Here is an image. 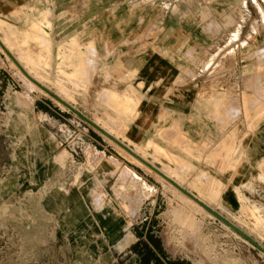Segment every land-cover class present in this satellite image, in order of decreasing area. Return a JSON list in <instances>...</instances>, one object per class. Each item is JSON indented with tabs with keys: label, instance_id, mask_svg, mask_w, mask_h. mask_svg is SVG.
<instances>
[{
	"label": "rangeland",
	"instance_id": "374dc122",
	"mask_svg": "<svg viewBox=\"0 0 264 264\" xmlns=\"http://www.w3.org/2000/svg\"><path fill=\"white\" fill-rule=\"evenodd\" d=\"M109 1L41 0L36 10L24 9L26 2L5 14L6 1L0 0L1 17L10 24L0 17V264H140L125 248L135 240V228L152 219L157 222L155 239L172 259L264 264V158L251 157L255 146L264 145V0H125L129 17L118 21L119 0ZM46 15L52 26L46 19L42 25L49 35L31 26L34 34L17 42L15 50L10 40L17 41ZM127 30L137 34L134 40L109 41ZM98 33L100 45L108 46L101 53H95ZM43 36L53 43L52 78L63 74L62 64L55 68L59 44L75 36L83 49L85 68L67 84L70 92L52 89L67 103L34 88L14 64L16 56L30 72L43 63L49 67L46 59L30 57L33 48L43 47ZM65 49L60 47L62 62ZM151 54L164 59L157 64L151 60L155 74L150 79L140 67ZM167 70L178 74L167 75ZM163 76L171 82L170 105L164 106L170 108L187 85L189 113L207 116L225 138L221 143L196 147L168 138L169 114L166 123L151 125L152 130L161 127L158 141L165 148L134 136L145 103ZM108 90L130 95L124 99ZM41 102L50 113L37 108ZM212 107L223 114L212 113ZM235 108L239 114L234 116L230 111ZM106 124L113 134H107ZM89 150L119 166L109 164L113 172L99 173L88 163ZM44 151L47 156L38 165ZM123 167L135 175L122 178ZM130 178L139 185L131 186ZM86 184L92 201L98 195L116 199L120 184L126 188L116 190L117 198L121 190L135 199L143 196L136 217L124 214V224L109 226L100 219L104 226L68 235L65 212L47 211L43 199Z\"/></svg>",
	"mask_w": 264,
	"mask_h": 264
},
{
	"label": "crops",
	"instance_id": "0c3cea01",
	"mask_svg": "<svg viewBox=\"0 0 264 264\" xmlns=\"http://www.w3.org/2000/svg\"><path fill=\"white\" fill-rule=\"evenodd\" d=\"M5 1H6V6L3 9L5 14L12 12V8L14 6H17V5L20 6L26 2H27L26 8H24V9H29V10H36L37 7L39 6V4L41 3V0H5ZM28 2H30V3H28ZM110 2L111 1L107 0L106 5H108ZM117 5L119 6V13H118L116 20L117 21L118 20H124L125 18L128 19L129 16L127 14V11L130 10V8H129L130 4H128L125 0H119ZM67 8L69 10V6ZM0 12H2V11L0 10ZM19 12H21V11H19ZM0 17H1V14H0ZM45 19L47 21H49L50 26H52V20H51L49 15L44 16L39 21L33 22L30 25V27L26 31L23 32V33H25V35L22 34V36H20L17 41L15 39L10 40L11 45H13V48L15 46L14 49L15 50L17 49L16 48L17 42L21 44V43H25L28 39H30L32 37V35L34 34L33 28L36 25L39 27V30L43 29L44 33H47L49 35V33L45 30L46 26L42 25L43 20H45ZM138 19L139 18H137V20ZM1 21L7 23L10 26V24L6 20H4L3 18L1 19ZM164 21H169L170 24L173 23L172 18H165L164 17ZM31 26H33V28ZM104 26L106 28L108 27L107 20L105 21ZM116 26H117V24H116ZM26 35H29V38ZM136 35H137L136 33H133L132 31L129 32V30H127L125 34H116V36L111 35V39L109 41L110 42L114 41L116 43L130 42L136 38L135 37ZM101 36H102L101 33H98L96 35L95 53L96 52L101 53L104 49L108 48L107 45H105L103 47L100 45ZM42 38H43L42 39L43 47L40 46L38 48H33L31 50V56L30 57L36 58V60L39 59L40 57L43 59H46L47 60L46 64H48L49 67H45V65H44L45 63H43L42 67L40 69H38L36 72L35 71L30 72L28 68H26L19 60H17L16 56L14 58V61H16L21 66V68L23 70L20 67H18L16 62H14V64L19 68L22 75L25 76L30 82H32V81L27 77V75L32 80H34L37 84H39L41 86V88H40L32 82L35 86L38 87V89L42 90L43 92H45V90L52 92L57 97H59V95L55 91H53L52 89L53 88L56 90H62L63 89V90L69 91L67 84L70 82L73 83L75 81V79L80 74H82V72L85 68L84 67L85 64L83 62V58H84L83 57V49L81 48V45L78 43V38L75 36L73 38H71V40H68L65 43L59 44L58 53L56 55L57 60L55 63V66H56L55 68H56V70H58L59 65L62 64L63 74L58 75L59 73L57 71L58 74L56 75V77L52 78L50 73H49L48 68L51 67L52 62H53V43H52V40L50 39L49 36H47V37L43 36ZM46 38L48 39V42L51 45L50 48H47ZM247 40L249 41V39H247ZM244 42H246V40H244ZM154 43H156V42H154ZM4 45H5L6 50H8L5 43H4ZM62 46L66 47L65 54L63 55L67 59L65 62H62V60L60 58L61 57L60 56V47H62ZM11 53H13V52H11ZM219 55H220L219 52L214 54L215 58H214V61L212 63V67L216 66L215 62H217V60L219 59ZM146 59H147L146 64L144 65V63H143L142 64L143 66L140 67L141 71L140 70L139 71L142 72V74H144V75L150 76V75L155 74L154 72H152L153 71L152 63L154 62L155 64H157L156 61H159L160 59L163 60L164 58L162 57L161 54H157V55L151 54V55L147 56ZM151 60H153V62H151ZM149 61H150V64H149ZM161 67L162 66H158L157 68H161ZM217 67L219 68V66H217ZM164 73H165V71H163L162 74H164ZM171 73L172 74L173 73L178 74V72L176 70L175 71L167 70L166 74L170 75ZM34 74L36 75L35 78H34ZM150 79H151V76H150ZM37 80H39V81H37ZM43 83H52L53 85L50 86V88H49V87H46ZM60 85H63V86H60ZM154 90L156 91V93L153 95H150V97L147 99V101L145 103L146 106L144 107V110L142 112V118L139 119V125L138 126L133 125V127L137 126L135 128L136 131L134 130V132H137V134H134V136H138L140 139L144 138L145 144L153 142V143L160 144L164 148H165V146H167V144L165 142L158 141L159 130L161 127L159 126V127L155 128V130H152L153 128L151 129L152 123H155V122L156 123L171 122L169 125L166 124V126H165L168 129V135L166 134L168 136V138L185 139V140H187L188 143H190L191 145H195V146L197 143H199L200 145H203V144L209 145V143H214L217 141L221 143V141L225 139L224 137L221 138V132H220L219 128L214 126L212 121L209 122L207 116H205L203 114L195 115V114L189 113L188 105H189L190 101L188 99V86L187 85L179 89V94L174 96V98H173L174 102L170 108L165 107L167 105L164 106V103L167 102V97H166V96H168L167 92L171 90V82H169V78H166L163 76L159 80V82H157L155 84ZM108 91L112 92L113 94H116V95L120 94L119 95L120 97L123 95H126V96L130 95V93L121 94L116 90H108ZM59 98L61 99V97H59ZM133 99H134V97H133ZM65 103H67V102H65ZM41 104H43L49 108V106L46 103L41 102ZM167 104L170 105L169 100H168ZM193 107H195V105ZM219 107H222V104H219ZM37 108H38V106H37ZM49 110L51 112L52 109L49 108ZM211 112L218 114L220 116H221V114H223L222 111L215 110L214 107H212ZM230 113L234 114V116H235V114H239V109L235 108V109H233V111H230ZM165 114L171 115L172 119L166 121ZM191 117H193V118L191 121H189V119ZM192 122H194V123L195 122L196 123L201 122L203 125L200 128L197 125L194 126ZM102 123H104V122L102 121ZM95 124L97 125L96 121H95ZM106 125L108 127H112L111 125H108V124H106ZM146 125H150V128L145 129ZM170 129H173V130H171L172 132H169ZM263 132L264 131H262L261 133H263ZM260 138H261V136H260ZM261 139H264V138H261ZM255 148H257V149L254 150V152H252L251 157L252 156L260 157V160L262 158H264V145H261V146L257 145L254 147V149ZM166 149H169V148H166ZM248 153L249 152L247 151V154ZM178 154L183 155L181 152ZM41 155L42 156L37 161L38 165H40L47 156L45 151ZM88 163H89V165H95L96 166L95 168L97 169V171L103 175H106L109 171L110 172L114 171L113 169H111L109 167L110 166L109 164L119 166V163L117 161H115L114 159L105 158L101 153L93 152L91 150H89V152H88ZM63 164H64V162L61 164V166H63ZM248 166H249V168H254L255 165H254V163L249 162ZM126 169H127V171L130 170L126 167H123L121 177L128 175V174H124ZM248 170L249 169H246L245 172H248ZM130 171L133 173L130 176H132V175L134 176L135 173L132 170H130ZM129 180H130L131 186L137 187L139 185V182H137L136 180H134V179H129ZM137 180H140V179L137 178ZM134 181H136V182H134ZM88 186H90V185L86 184L85 187L84 186L83 187L78 186V187L74 188L73 190L67 192L66 194H61L59 192H55V193H52L50 195H47L43 199V206L47 211L54 212V213L61 212V211L65 212V220H66L67 225H68V235L72 236L75 233H81L87 228L88 229L89 228L97 229V228H100L104 225L109 226V225L124 224L123 220H122L124 214H128L132 220L136 217L137 210L139 209V207L141 205L143 196L142 197L139 196L135 199L133 196L129 195L128 192H126L128 190H121V192H119V194L121 195V198L120 199L117 198L116 190H120L121 188L123 189L124 187L126 188L125 185L120 184L115 189L116 199L111 198V199L106 200L105 197L98 195L92 201V198L89 197V195H88V189L89 188H86ZM62 199H64L65 203L62 202ZM156 201H157V199L153 200V202H155V203H156ZM154 217L157 218V215H154ZM100 219L105 221L104 225L100 224ZM78 226H79V230L77 229ZM134 237H135V240L125 249L131 247L133 244H135L138 241L137 236L134 235ZM127 243H128V241H125L121 244V246L123 247ZM89 263L90 262H88L87 264H89Z\"/></svg>",
	"mask_w": 264,
	"mask_h": 264
},
{
	"label": "trees",
	"instance_id": "16d2710c",
	"mask_svg": "<svg viewBox=\"0 0 264 264\" xmlns=\"http://www.w3.org/2000/svg\"><path fill=\"white\" fill-rule=\"evenodd\" d=\"M37 106L39 110L50 113L47 106L41 103ZM156 223V220L152 219L135 228L134 233L138 241L130 247V250L138 256L140 264H185L183 261L172 259L163 246L156 241L153 231Z\"/></svg>",
	"mask_w": 264,
	"mask_h": 264
},
{
	"label": "bare ground",
	"instance_id": "6f19581e",
	"mask_svg": "<svg viewBox=\"0 0 264 264\" xmlns=\"http://www.w3.org/2000/svg\"><path fill=\"white\" fill-rule=\"evenodd\" d=\"M2 43V42H1ZM3 44V43H2ZM4 45V44H3ZM11 48V47H10ZM9 49V48H8ZM10 51V50H9ZM28 55V54H27ZM17 60H21V58L20 59H18V57H17ZM16 62V61H15ZM28 62V61H27ZM16 64L18 65V67H20L21 68V66L16 62ZM31 65V64H30ZM22 69V68H21ZM23 70V69H22ZM19 73H20V71H19ZM25 73V72H24ZM26 74V73H25ZM31 74V73H30ZM21 75H22V73H21ZM27 75V74H26ZM23 76V75H22ZM27 77L35 84V85H37L38 87H40L41 88V86L39 85V84H37L34 80H32L28 75H27ZM33 77V76H32ZM24 79H26V81L28 80L25 76L23 77ZM34 78H35V76H34ZM29 81V80H28ZM37 81H39V80H37ZM30 82V81H29ZM32 82H30L31 84H32V86L35 88H38L37 86H35ZM29 83V84H30ZM30 84V85H31ZM60 86H62V85H60ZM65 89V88H64ZM63 90V89H62ZM65 91V90H64ZM45 92L47 93H49V91H46L45 90ZM65 94V93H64ZM120 95V94H119ZM118 95V96H119ZM116 96V95H115ZM70 97V96H69ZM124 97V96H123ZM59 98V97H58ZM126 97H124V99H125ZM60 99V98H59ZM58 99V101L59 102H62V101H65V98L63 99V98H61L60 100ZM69 99V98H68ZM71 100H72V98H70ZM123 99V100H124ZM125 101H127V100H125ZM98 123V122H97ZM99 125V124H98ZM100 126V125H99ZM103 126V125H102ZM102 126H100V127H102ZM103 128H105L104 126H103ZM107 128V130H105V131H107V134L109 133V134H113L112 133V128H109V127H106ZM162 138V137H161ZM115 142V141H114ZM116 143V142H115ZM117 144V143H116ZM118 146H119V144H117ZM120 148H122L121 146H119ZM159 146H157V148H158ZM131 150V149H130ZM128 154H130L127 150H125ZM131 155V154H130ZM135 158V157H134ZM137 159V158H136ZM174 160V159H173ZM140 162V161H139ZM144 165V164H143ZM161 172V171H160ZM124 174H128V176H130L131 174H133L130 170L129 171H127V169H126V171L124 172ZM177 174V173H176ZM133 176V175H132ZM131 176V177H132ZM165 176V175H164ZM167 177V176H166ZM170 177H174V175H172L171 174V176ZM122 178H124V177H122ZM163 178V177H162ZM131 179V178H130ZM164 179V178H163ZM165 180V179H164ZM124 181V180H123ZM127 181V180H126ZM130 181V180H129Z\"/></svg>",
	"mask_w": 264,
	"mask_h": 264
},
{
	"label": "water",
	"instance_id": "95a60500",
	"mask_svg": "<svg viewBox=\"0 0 264 264\" xmlns=\"http://www.w3.org/2000/svg\"><path fill=\"white\" fill-rule=\"evenodd\" d=\"M81 117H83V116H81ZM238 231V230H237ZM238 232H240V231H238ZM241 233V232H240ZM242 234V233H241ZM242 235H244L245 237H247L245 234H242ZM248 238V237H247ZM250 241H252L253 243H255L253 240H251L250 238H248Z\"/></svg>",
	"mask_w": 264,
	"mask_h": 264
}]
</instances>
